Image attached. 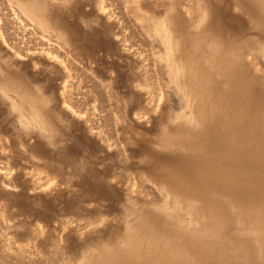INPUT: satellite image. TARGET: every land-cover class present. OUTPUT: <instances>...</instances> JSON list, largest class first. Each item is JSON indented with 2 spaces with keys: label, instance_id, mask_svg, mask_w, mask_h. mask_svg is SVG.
Wrapping results in <instances>:
<instances>
[{
  "label": "rangeland",
  "instance_id": "374dc122",
  "mask_svg": "<svg viewBox=\"0 0 264 264\" xmlns=\"http://www.w3.org/2000/svg\"><path fill=\"white\" fill-rule=\"evenodd\" d=\"M0 264H264V0H0Z\"/></svg>",
  "mask_w": 264,
  "mask_h": 264
},
{
  "label": "bare ground",
  "instance_id": "6f19581e",
  "mask_svg": "<svg viewBox=\"0 0 264 264\" xmlns=\"http://www.w3.org/2000/svg\"><path fill=\"white\" fill-rule=\"evenodd\" d=\"M170 29V28H169ZM171 31V30H170ZM168 36V35H167ZM167 36H165V39L167 38ZM171 36H173V35H171ZM175 36V35H174ZM176 39V38H175ZM173 42V41H172ZM177 42V41H176ZM177 47V46H176ZM174 49H175V47H174ZM213 49V48H212ZM210 50V49H209ZM262 50H263V48L261 47L259 50H257V49H255V50H253V53L252 54H250L251 55V60L250 59H247L248 57H249V55H247L246 57H244V52H242V51H238V55H235L234 54V51L235 50H228V53H225V55L227 54V57H228V59L227 60H225V62L224 63H222V64H224L226 67H233L235 64H236V62L237 63H240V65L242 66V67H244L245 65L246 66H248L250 69H252V70H254V71H258V68H257V65H258V63L256 62V60H257V58L255 57V55H256V53H261L262 52ZM215 51V50H214ZM209 52H211L212 53V51H209ZM215 54H217L216 52H215ZM206 54H204V56H205ZM173 57V56H172ZM206 58H207V55L205 56ZM214 57V56H213ZM212 57V58H213ZM225 57V56H224ZM202 58V57H201ZM214 58H216V57H214ZM249 61V62H247L246 61V59ZM205 59V58H204ZM175 60H176V58H175ZM202 60V59H201ZM219 60H221L220 58H219ZM214 61H215V59H214ZM202 62H204V61H202ZM210 62H211V60H210ZM212 63V62H211ZM211 63H210V68H212L211 66ZM197 64V63H196ZM220 67V66H219ZM196 71H197V68H196V66H195V77H197V74H196ZM215 71V70H214ZM217 73V72H216ZM195 83H197L196 81H195ZM185 102V101H184ZM186 105V104H185ZM173 197V196H172ZM176 205V206H175ZM178 203H177V201H175V200H173V202H171V203H169L168 202V200H167V197H164V198H161V200L158 202V203H156V204H154V210L156 211V212H161V213H165V211H167V210H169L170 212H172L173 213V211H174V208H177L178 207ZM179 208H181V207H179ZM191 209V207L188 205V209ZM173 209V210H172ZM186 207H185V209H184V215H185V217L187 218H178V221H179V224H183L184 222H188V223H190L193 219V217H191V216H193L192 214H190V210H188ZM182 211V210H181ZM176 212V211H175ZM187 223V224H188Z\"/></svg>",
  "mask_w": 264,
  "mask_h": 264
}]
</instances>
